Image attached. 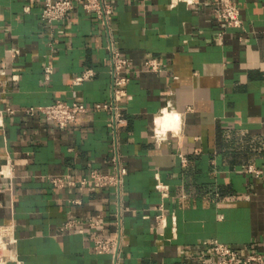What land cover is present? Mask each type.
<instances>
[{"label": "crops", "instance_id": "0c3cea01", "mask_svg": "<svg viewBox=\"0 0 264 264\" xmlns=\"http://www.w3.org/2000/svg\"><path fill=\"white\" fill-rule=\"evenodd\" d=\"M83 1L47 24L44 0H0V110H14L0 118V167L12 164L11 180L0 177V228L11 225L16 238L6 264H116L94 252L89 234L60 230L97 214L105 234L121 235L118 264H201L211 239L264 254V0H234L240 27L217 18L214 0H112L107 24ZM111 45L130 61L127 95L116 102L122 122L95 108L112 102ZM148 58L161 69L144 67ZM88 69L94 75L74 83ZM56 101L88 111L64 128L25 111ZM177 119L156 142L154 128ZM116 154L128 170L120 187L50 180L110 173Z\"/></svg>", "mask_w": 264, "mask_h": 264}, {"label": "built area", "instance_id": "2783aa9c", "mask_svg": "<svg viewBox=\"0 0 264 264\" xmlns=\"http://www.w3.org/2000/svg\"><path fill=\"white\" fill-rule=\"evenodd\" d=\"M180 2L187 5L196 4L198 0H169L170 6H175ZM82 7L86 12L94 13L103 24H107L114 6L112 0H84ZM73 8V0H44L43 9L41 12V19L47 24H53L56 21L65 19ZM212 8L217 18L228 27H240L242 25L240 8L234 0H214ZM28 9V8H26ZM221 34L216 35V39H220ZM110 48V59L112 64V78H113V97L112 102L104 105L95 104V108L111 109L115 113V120L122 122L123 119L118 113L116 102L127 95L125 86L129 81L125 72L130 67V61L124 57L121 51L114 47ZM6 52L11 57L16 58L20 50L17 48H8ZM144 67L158 71L161 69V63L156 58H148L143 62ZM53 73V67L47 65L44 70V76L47 80L50 79ZM94 75L92 69L86 70L80 76L74 78V83H80L85 79ZM17 78L16 75L13 76ZM26 113L34 116L40 114L46 119L56 123L59 127L64 128L73 123L77 117L88 111V107L80 102H63L56 101L54 103L38 106L28 107L25 109ZM4 112H14L13 109L8 108L6 111L0 110V118ZM153 137L156 142L160 143L166 140V131L158 127L154 128ZM182 162L186 163V159L182 156ZM8 161L0 167V177L11 180L12 166ZM249 172H256L260 174L261 171L253 166L248 167ZM127 167L120 163L119 156L114 155L113 171L104 173L97 169L90 172L88 177L80 180L71 178L70 176L60 177L54 176L50 180L55 187L79 185L80 187L88 186L93 189H102L108 186H122L124 178L127 175ZM156 188L161 192L163 197L168 196V186L164 184L159 175H156ZM162 210V205L160 206ZM158 222L154 226L156 233L162 234L167 224V219L163 213L157 216ZM85 226V227H84ZM106 220L102 215H91L86 219L69 218L61 226L62 232L75 230L79 233H86L92 237L93 250L95 253L111 254L116 264L119 263L122 239L120 234L108 235L105 234ZM16 242L13 235V228L11 225H5L0 228V264H6L5 252L8 247ZM203 252L199 254L198 260L201 264H264V254L257 251H245L235 249L223 242L215 239L206 240L202 243Z\"/></svg>", "mask_w": 264, "mask_h": 264}, {"label": "bare ground", "instance_id": "6f19581e", "mask_svg": "<svg viewBox=\"0 0 264 264\" xmlns=\"http://www.w3.org/2000/svg\"><path fill=\"white\" fill-rule=\"evenodd\" d=\"M163 116H164V115H163ZM167 116H168V114H167ZM171 118H175V117L173 116V117H171ZM176 118H177V117H176ZM160 119H163V118L161 117ZM164 119H165V118H164ZM164 119H163V120H164ZM166 119H168V118H166ZM163 120H162V122H163ZM158 121H159V120H158ZM160 121H161V120H160ZM160 121H159L158 123H160ZM167 121H168V120H165L166 123H167ZM162 122H161V124H163ZM176 122H178V119H177ZM173 123H174V121H173ZM168 124H169V122H168ZM172 125H173V124H172ZM175 125H176V124H175ZM163 126H164V125L161 126V125L158 124V128H159V130H160V129H163V130L165 131V130H167V129H170V130H173V131L175 132V130H177V128H178V126H179V122H178V124L175 126L176 128H174L173 126H169V127H166V125H165L164 127H163ZM165 127H166V128H165Z\"/></svg>", "mask_w": 264, "mask_h": 264}]
</instances>
